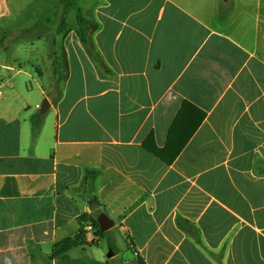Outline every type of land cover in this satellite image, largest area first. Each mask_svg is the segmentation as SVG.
<instances>
[{"label":"crops","instance_id":"0c3cea01","mask_svg":"<svg viewBox=\"0 0 264 264\" xmlns=\"http://www.w3.org/2000/svg\"><path fill=\"white\" fill-rule=\"evenodd\" d=\"M3 22L0 264H264V0H0ZM102 213L108 239L54 253Z\"/></svg>","mask_w":264,"mask_h":264},{"label":"rangeland","instance_id":"374dc122","mask_svg":"<svg viewBox=\"0 0 264 264\" xmlns=\"http://www.w3.org/2000/svg\"><path fill=\"white\" fill-rule=\"evenodd\" d=\"M66 2V1H65ZM36 4H31V8L30 9H26L23 13L18 14L21 15V17H17L15 18V22L14 21H9V24H11V22H14V27L15 30H18V32L22 33H31L32 35H35L38 31H37V25L43 23L42 21H40L42 19L41 16L44 15H48L49 13H45V12H41V11H36L34 10V6ZM37 8V5H36ZM44 24H47V29L49 30L50 27H52L53 25H51V23H46L44 22ZM5 22L0 23V33H2L3 30L6 29V27H4ZM8 30V28H7ZM18 43H24L27 40H29L30 38L28 37V35L26 37H18ZM1 42V41H0ZM2 44L0 43V46ZM14 46H16V44H11L9 45L8 48H13ZM19 46V45H18ZM20 48V53L22 55H26L29 58H35L37 57L39 59L38 64L41 66V68L46 72L45 76L43 77V87L45 90L48 89V71L47 68L45 67V61H43L42 56L46 54V52L49 50V44L46 43L45 45H41V44H34L33 46H31L30 44H23V46H19ZM15 48V47H14ZM47 64V63H46ZM46 99V97H43L42 99V103L44 102V100ZM106 234V233H105ZM105 234H103L102 236H99L100 238H105L108 239V235L106 236ZM93 248V246L91 247ZM98 247H95L93 249V252L95 253V255L100 256L101 255V251L98 250ZM222 256V253L221 255Z\"/></svg>","mask_w":264,"mask_h":264},{"label":"trees","instance_id":"16d2710c","mask_svg":"<svg viewBox=\"0 0 264 264\" xmlns=\"http://www.w3.org/2000/svg\"><path fill=\"white\" fill-rule=\"evenodd\" d=\"M65 1H66V4H68L70 0H65ZM184 106L194 107L189 102H185L183 107ZM199 112H200V120L198 121L196 128H198V126L201 124V122H203V120L206 116V114L204 112H202V111H199ZM34 126H35L34 127L35 132H36L38 130L36 118L34 119ZM144 145H145V148L149 152L153 153L155 156L162 159L167 164H172L174 162V160L177 158V154L172 155V156H163V154H162L163 150L159 149L155 145V142H154L152 135H150L148 137V139L146 140ZM79 223H80L79 233L77 235H75L74 237L68 238V239L64 240L63 242H61L60 244H58L57 246H55V249H54L55 254L67 252L70 249H73V248H75L81 244H84L86 242V232H85L84 228L88 224L92 226L93 233L95 236L99 237V236H102L103 234H105L101 231L97 218H94L93 216L86 214L80 218Z\"/></svg>","mask_w":264,"mask_h":264},{"label":"water","instance_id":"95a60500","mask_svg":"<svg viewBox=\"0 0 264 264\" xmlns=\"http://www.w3.org/2000/svg\"><path fill=\"white\" fill-rule=\"evenodd\" d=\"M48 108H49V101L48 99H45L40 107L41 114H45ZM97 220L100 225V229L103 233L107 232L114 226V222L105 213L100 214ZM116 253L117 250L113 249L111 254L115 255Z\"/></svg>","mask_w":264,"mask_h":264},{"label":"built area","instance_id":"2783aa9c","mask_svg":"<svg viewBox=\"0 0 264 264\" xmlns=\"http://www.w3.org/2000/svg\"><path fill=\"white\" fill-rule=\"evenodd\" d=\"M3 83H4V80L0 74V96L3 94ZM85 232H86V237L88 236H92V240L95 239V237L93 236V228L91 225H86L85 228H84Z\"/></svg>","mask_w":264,"mask_h":264}]
</instances>
